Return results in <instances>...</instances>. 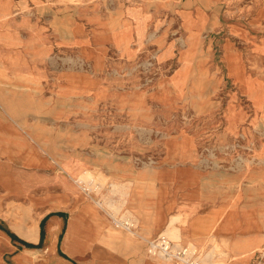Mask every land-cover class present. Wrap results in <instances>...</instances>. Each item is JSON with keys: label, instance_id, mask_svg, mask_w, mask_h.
<instances>
[{"label": "crops", "instance_id": "1", "mask_svg": "<svg viewBox=\"0 0 264 264\" xmlns=\"http://www.w3.org/2000/svg\"><path fill=\"white\" fill-rule=\"evenodd\" d=\"M139 8L124 0H0V264L27 251L41 254L35 264H163L148 246L161 233L206 263L220 251L235 257L262 245L264 178L241 185L238 129L215 131L224 151L214 164L200 162L185 135L180 152L153 163L115 144L129 121L117 94L144 86L120 78L144 57ZM87 172L92 179L82 182ZM251 261L264 264V255L231 264Z\"/></svg>", "mask_w": 264, "mask_h": 264}, {"label": "rangeland", "instance_id": "2", "mask_svg": "<svg viewBox=\"0 0 264 264\" xmlns=\"http://www.w3.org/2000/svg\"><path fill=\"white\" fill-rule=\"evenodd\" d=\"M60 1L80 5L98 0ZM124 1L143 7L139 42L144 57L128 65L120 78L126 87H134L142 78L144 86L117 94L127 104L119 109L129 121L122 123L128 138H115V144L123 141L130 152L139 150L138 160L153 163L168 152L177 153L175 145L189 136L200 162L214 164L216 154L224 150L217 147L213 135L229 125L240 132L241 185L258 183L264 178V0ZM110 125L121 130L115 121ZM137 129L142 138H137ZM89 179L92 172L81 174L82 182ZM82 189L92 202V186ZM127 233L133 236L135 230L130 226ZM4 239L1 235L0 255L6 248ZM261 240V246L240 256L220 251L211 263L244 262L252 255L256 260L264 255V233ZM11 256L6 254L3 264H14ZM40 257L27 251L15 261L35 264ZM49 264L60 263L51 259ZM163 264L169 263L163 259Z\"/></svg>", "mask_w": 264, "mask_h": 264}, {"label": "built area", "instance_id": "3", "mask_svg": "<svg viewBox=\"0 0 264 264\" xmlns=\"http://www.w3.org/2000/svg\"><path fill=\"white\" fill-rule=\"evenodd\" d=\"M121 226L130 230V228L125 225ZM148 246L153 252L158 253L163 259L168 261L169 264H213L203 262L184 253L167 233H161L156 238L149 240Z\"/></svg>", "mask_w": 264, "mask_h": 264}, {"label": "trees", "instance_id": "4", "mask_svg": "<svg viewBox=\"0 0 264 264\" xmlns=\"http://www.w3.org/2000/svg\"><path fill=\"white\" fill-rule=\"evenodd\" d=\"M10 236H11L12 238H15V236H14V235H12V234H10Z\"/></svg>", "mask_w": 264, "mask_h": 264}]
</instances>
